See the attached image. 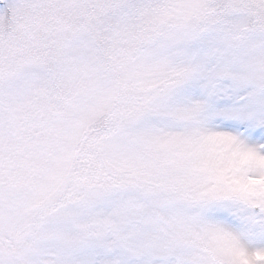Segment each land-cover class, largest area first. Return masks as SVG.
Here are the masks:
<instances>
[{"label": "snow or ice", "instance_id": "snow-or-ice-1", "mask_svg": "<svg viewBox=\"0 0 264 264\" xmlns=\"http://www.w3.org/2000/svg\"><path fill=\"white\" fill-rule=\"evenodd\" d=\"M0 264H264V0H0Z\"/></svg>", "mask_w": 264, "mask_h": 264}]
</instances>
